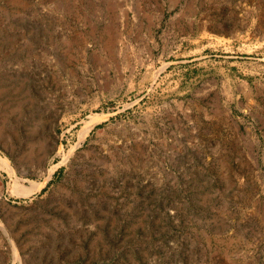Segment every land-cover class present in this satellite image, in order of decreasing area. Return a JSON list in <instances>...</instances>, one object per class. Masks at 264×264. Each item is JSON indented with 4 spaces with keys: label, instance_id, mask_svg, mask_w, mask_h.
<instances>
[{
    "label": "rangeland",
    "instance_id": "obj_1",
    "mask_svg": "<svg viewBox=\"0 0 264 264\" xmlns=\"http://www.w3.org/2000/svg\"><path fill=\"white\" fill-rule=\"evenodd\" d=\"M0 264H264V0H0Z\"/></svg>",
    "mask_w": 264,
    "mask_h": 264
},
{
    "label": "bare ground",
    "instance_id": "obj_2",
    "mask_svg": "<svg viewBox=\"0 0 264 264\" xmlns=\"http://www.w3.org/2000/svg\"><path fill=\"white\" fill-rule=\"evenodd\" d=\"M52 173H53V170H52ZM44 184L45 183H35V182H31V191H38V190H40L44 186ZM15 259H18V256L17 255H15Z\"/></svg>",
    "mask_w": 264,
    "mask_h": 264
}]
</instances>
